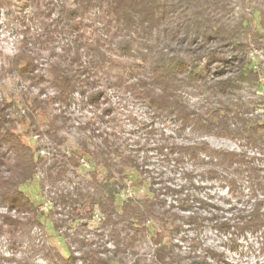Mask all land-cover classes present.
<instances>
[{
  "label": "trees",
  "instance_id": "16d2710c",
  "mask_svg": "<svg viewBox=\"0 0 264 264\" xmlns=\"http://www.w3.org/2000/svg\"><path fill=\"white\" fill-rule=\"evenodd\" d=\"M13 1L0 0V5ZM15 1L31 9V18L39 26L35 31H31L30 26L26 28L19 51L9 59L8 67L3 65V72L15 70L20 76L29 78L31 84L44 85L49 79L53 89L51 93L46 90L33 97L26 95L29 112L25 118L32 120V127L21 119L26 127L22 132L17 128L19 119L9 113L11 102L5 97L0 101V199L31 214L26 220L0 216V232L6 233L13 245L23 239L30 242L29 251L22 257L0 255V264H36L35 258L40 253H44L47 264L72 263L74 251L69 245L70 254L65 256L56 247L36 245L31 235V228L39 223L37 206L21 186L35 178L39 166L47 159L40 155L41 148L30 142V132L32 128L39 131L36 116H45L53 105L69 108L78 100L83 109L86 105L98 107L108 103L109 90L114 87L111 71L116 68L126 74L121 84L125 95L146 101L157 116L173 118L179 123V130L190 128L198 138L217 136L244 142L241 145L247 150L239 152L215 148L206 140L178 142L169 135L165 143L156 147L161 152L166 148L168 155H176L175 161H181V165L190 161L192 168H186L185 175L193 186L197 169L212 179L223 178L232 191L237 188L238 179L244 176L251 184L250 195L255 197V203L250 209H240L232 218L223 220L198 212L179 215L161 197L163 194L176 195L179 191L171 186L155 188L152 182L150 194L118 200L116 178L123 179L130 170L141 172L142 164L134 151L128 152L126 143L116 139L115 134L99 132V142L94 145L87 136L79 141L80 149L64 161L52 153L53 163L46 168L47 176L58 180L70 170L68 168L75 171L82 168L80 160L86 157L94 166L90 171L94 179L100 171L104 172L103 180L93 186V191L90 187L77 186L60 196L63 205L70 208V218L74 222L90 220L99 214L102 227L109 231L114 241L115 250L106 257L100 255V249L83 248L82 262L144 264L145 258L137 248L148 234L150 222L155 227L152 236L156 246L154 264H210L208 249L193 256L181 254L174 242L182 227L179 218L196 230L202 229L206 221H212L220 231L231 232L234 228L239 232L246 229L264 232V194L258 192L264 186V118L260 115L250 118L251 104L241 98L233 99L244 86L260 85L261 75L253 68L252 58L246 55L252 43L264 49L263 8L253 6L251 0ZM235 1L244 10L258 11L259 29H252L250 21L244 17L234 25L225 22L224 19L235 11ZM89 21L102 24V30L95 32L93 37H88L85 31ZM232 44L240 50L229 58L224 55L223 48ZM44 47H49V57L45 59L47 75L36 74ZM130 60H139L146 67L130 65ZM213 63L218 64L220 75L226 68L236 69L233 75L207 84L206 72ZM202 83L213 97L220 95L231 102L218 105L211 102L205 110L193 108L182 96V91L201 87ZM111 109V104L106 105L103 115ZM65 116L63 110L52 114L45 123L43 133L49 139L54 140L63 129L68 121ZM78 129L92 134L99 130L92 122ZM186 187L181 185L180 207L193 211L191 197L194 194ZM199 201L203 207L210 205L202 198ZM80 225L87 223L80 222ZM81 245L85 246V242ZM191 247L195 251L198 245L193 242ZM211 256L221 259L219 253L211 252ZM191 257L194 260L188 262Z\"/></svg>",
  "mask_w": 264,
  "mask_h": 264
},
{
  "label": "rangeland",
  "instance_id": "374dc122",
  "mask_svg": "<svg viewBox=\"0 0 264 264\" xmlns=\"http://www.w3.org/2000/svg\"><path fill=\"white\" fill-rule=\"evenodd\" d=\"M70 1L67 0V2ZM251 1L256 8L264 9V0ZM22 5L15 0L11 4L0 5V101L5 97L11 102L12 107L9 113L19 119L17 128L21 132L26 128L21 119L32 127V120L28 117L25 118L29 112L26 95L33 97L39 92L44 94L46 90L51 93L53 89L49 79L48 83L44 85L31 84L29 78L20 76L15 70H9L8 73L3 72V65L8 67L9 59L19 51L26 28L30 26L31 31H35L39 26L31 18V9L29 7L23 8ZM234 6L235 11L224 19L227 24L234 25L244 17L250 21L252 29L260 28L258 11L244 10L238 1L234 2ZM88 23L89 25L85 28L88 37H93L95 32L102 30L101 23H95V21ZM55 44L59 45V43ZM47 48L49 47H44L40 53L43 59L36 74L47 75L45 63V59L49 57ZM239 50V46L234 44L223 48L224 55L229 58L238 54ZM246 56L248 59L249 57L252 58L253 68L261 75L260 85L255 87L244 86L233 99L241 98L240 100L248 101L251 104L253 109L250 110V118H255L257 115L264 118V49L258 44L252 43L247 49ZM128 63L135 67H146L145 63L139 60H130ZM141 67L140 70H142ZM235 69L236 67L226 68L220 75L218 64L213 63L210 71L206 72L207 84L219 78L233 75ZM111 72L114 75V87L109 90L110 100L108 103L98 107L86 105L83 109L80 108L78 100L75 105L69 108L53 105L48 108L45 116H36L39 131L32 128L30 132V142L38 148H43L44 152H40V155L47 159L45 164L39 166L35 178L21 186V189L37 206L39 223L31 228V235L36 245L56 247L65 256L70 254L69 245L74 251V259L71 264H84L81 250L87 249L89 246L100 249V255L103 257L111 255L112 251L115 250L114 241L109 231L102 227L100 216L94 215L90 220L81 219L74 222L70 218V208L64 206L60 200L61 193L66 194L77 186L84 189L90 187L93 191V186L102 181L105 175L103 171H100L94 179L90 172L94 168L91 162H89V167L83 166L76 171L68 168L70 170L66 171L58 180H53L47 176L46 168L52 162V153L58 154L57 159L64 161L73 151L80 149L79 141L81 139L90 136L88 138L91 139L92 145L98 143L97 134L99 132L100 134L105 132L115 134L116 139L126 143L128 152L134 151L142 164L141 172L130 170L123 179L116 178L119 190L118 200L141 198L150 194V183L152 182L155 188L171 186L179 191V194L176 195H161L167 206L179 215L188 216L193 212H198L197 214L209 218L223 220L232 218L240 209H250L255 203V197L250 195L251 184L244 176L238 179L237 188L232 191L223 178L212 179L207 174H201V169H197L193 179L195 186H197L195 187L187 181L185 175L186 168H192L190 161L187 160L184 165H181V161H175L176 155H168L166 148L165 151L161 152L156 147L165 143L166 137L169 135H172L178 142L192 143L196 139L206 140L215 148L239 152L246 149L241 145L245 144L244 142L217 136L198 138L199 136L194 134L190 128H186L185 131L179 130V123L173 118L157 116L146 101H140L124 94L121 84L124 82L126 74L121 68L113 69ZM138 75L139 72L136 76ZM182 96L193 108L198 110H205L211 102L217 105L231 102L230 99L220 95L213 97L204 83L201 84V87L184 89ZM76 98L78 99L79 96L76 95ZM109 104H111V112L103 115V108ZM63 110H65V117L68 118V121L64 123L63 129L55 135L54 140L49 139L43 133L46 129L45 123L48 122L52 114H59ZM87 122H92V126L94 125L99 130L95 134L82 133L78 126H84ZM54 146L56 149L53 148ZM182 184L187 185L186 190L194 194L191 197L194 206L193 211H184L180 207L179 198H181ZM258 192L264 194V186L260 187ZM200 198L208 201L210 205L203 207L199 201ZM231 207H234V210H230ZM4 215L19 217L21 220H26L31 216L29 211L19 210L16 206H11L0 199V216ZM80 222L82 224L87 223V225L82 226ZM179 223L182 227L175 235L174 242L178 244L182 255L202 254L205 249H208L207 260L210 264H264V232L262 230L246 229L244 232H239L232 228L231 232L220 231L214 227L212 221H206L202 229L196 230L181 218H179ZM57 225L60 226L56 227ZM148 225L149 232L141 240L137 249L139 254L145 258L144 264H154L153 252L156 246L153 245L152 236L155 233V227L151 222ZM81 242H85V246H82ZM193 242L198 245L195 251H192L191 247ZM29 249L30 242L28 239H23L13 245L9 236L0 232V255L19 258ZM211 252L221 254V259L213 258ZM191 260H194V257H191L188 262ZM35 262L36 264H47L44 253L37 255Z\"/></svg>",
  "mask_w": 264,
  "mask_h": 264
},
{
  "label": "built area",
  "instance_id": "2783aa9c",
  "mask_svg": "<svg viewBox=\"0 0 264 264\" xmlns=\"http://www.w3.org/2000/svg\"><path fill=\"white\" fill-rule=\"evenodd\" d=\"M40 152H44L43 148L40 150ZM80 163L84 167H89V161L86 157L81 158ZM96 216H99V214H95Z\"/></svg>",
  "mask_w": 264,
  "mask_h": 264
}]
</instances>
